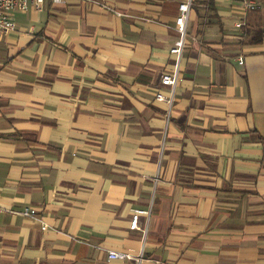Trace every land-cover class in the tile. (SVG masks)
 I'll return each instance as SVG.
<instances>
[{
	"label": "crops",
	"instance_id": "crops-1",
	"mask_svg": "<svg viewBox=\"0 0 264 264\" xmlns=\"http://www.w3.org/2000/svg\"><path fill=\"white\" fill-rule=\"evenodd\" d=\"M257 1L194 0L167 123L156 95L171 94L161 75L175 63L177 0H45L11 13L0 264H136L107 261L106 249L142 250L141 264H264ZM151 198L143 238L130 221ZM25 206L38 217L9 211Z\"/></svg>",
	"mask_w": 264,
	"mask_h": 264
},
{
	"label": "built area",
	"instance_id": "built-area-1",
	"mask_svg": "<svg viewBox=\"0 0 264 264\" xmlns=\"http://www.w3.org/2000/svg\"><path fill=\"white\" fill-rule=\"evenodd\" d=\"M45 0H0V35L9 34L16 30V24L11 17V13L15 10L27 11L29 9L40 10ZM55 3L62 2L63 0H51ZM177 15L175 18V28L178 32V38L173 43L170 48V53L175 55V63L173 70L170 72H164L161 75V83L170 86L171 94L168 97H165L163 94L158 93L156 99L159 101H165L167 103L168 109L166 112V123L169 121L171 116V107L173 103V93L177 84L179 77L182 53L186 44L187 36V26L191 15L192 6L194 0H177ZM242 5L245 9H257L260 7L257 0H241ZM237 27L241 26V22L236 23ZM239 64L243 63V58L238 60ZM152 198L149 203L148 209H135L131 221V229H140L143 238L146 237L147 226H148V217L151 213L152 208ZM15 214H20L25 217L37 218L38 214L34 208L25 206L21 210H9ZM140 215H146L147 219L143 226L139 224ZM106 259L107 261L120 259V260H133L136 264H141L143 260L142 250L138 254H132L129 251L117 250V249H106Z\"/></svg>",
	"mask_w": 264,
	"mask_h": 264
},
{
	"label": "trees",
	"instance_id": "trees-1",
	"mask_svg": "<svg viewBox=\"0 0 264 264\" xmlns=\"http://www.w3.org/2000/svg\"><path fill=\"white\" fill-rule=\"evenodd\" d=\"M261 35H262V34H261ZM261 35L258 36L259 39L261 38Z\"/></svg>",
	"mask_w": 264,
	"mask_h": 264
}]
</instances>
